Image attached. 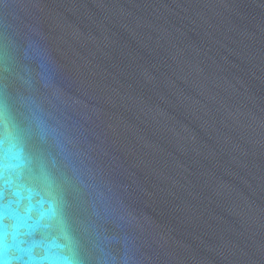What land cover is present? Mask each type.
I'll return each instance as SVG.
<instances>
[{
  "label": "water",
  "instance_id": "95a60500",
  "mask_svg": "<svg viewBox=\"0 0 264 264\" xmlns=\"http://www.w3.org/2000/svg\"><path fill=\"white\" fill-rule=\"evenodd\" d=\"M0 103L84 264H264V0H0Z\"/></svg>",
  "mask_w": 264,
  "mask_h": 264
},
{
  "label": "clouds",
  "instance_id": "9594fccd",
  "mask_svg": "<svg viewBox=\"0 0 264 264\" xmlns=\"http://www.w3.org/2000/svg\"><path fill=\"white\" fill-rule=\"evenodd\" d=\"M0 264H84L55 181L35 166L6 103H0Z\"/></svg>",
  "mask_w": 264,
  "mask_h": 264
}]
</instances>
